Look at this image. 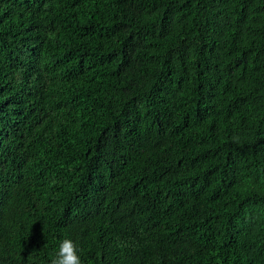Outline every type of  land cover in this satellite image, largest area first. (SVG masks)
Listing matches in <instances>:
<instances>
[{
    "label": "trees",
    "instance_id": "obj_1",
    "mask_svg": "<svg viewBox=\"0 0 264 264\" xmlns=\"http://www.w3.org/2000/svg\"><path fill=\"white\" fill-rule=\"evenodd\" d=\"M264 264V0H0V264Z\"/></svg>",
    "mask_w": 264,
    "mask_h": 264
},
{
    "label": "clouds",
    "instance_id": "obj_2",
    "mask_svg": "<svg viewBox=\"0 0 264 264\" xmlns=\"http://www.w3.org/2000/svg\"><path fill=\"white\" fill-rule=\"evenodd\" d=\"M50 264H81L77 246L70 239L62 240Z\"/></svg>",
    "mask_w": 264,
    "mask_h": 264
}]
</instances>
